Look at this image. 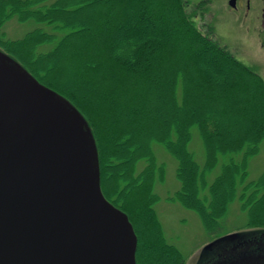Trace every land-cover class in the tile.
Returning a JSON list of instances; mask_svg holds the SVG:
<instances>
[{"label": "trees", "instance_id": "obj_1", "mask_svg": "<svg viewBox=\"0 0 264 264\" xmlns=\"http://www.w3.org/2000/svg\"><path fill=\"white\" fill-rule=\"evenodd\" d=\"M13 18L50 31L6 39L2 29ZM0 48L89 123L102 193L133 226L137 264L186 261L165 239L154 208L155 185L165 177L156 143L177 164L179 188L166 200L196 214L208 237L226 233L234 203L246 215L243 228H264V172L248 180L249 160L264 142L263 81L202 35L181 0H0ZM203 57L209 60L198 65ZM193 128L203 166L188 148ZM221 156L230 162L209 181Z\"/></svg>", "mask_w": 264, "mask_h": 264}, {"label": "water", "instance_id": "obj_2", "mask_svg": "<svg viewBox=\"0 0 264 264\" xmlns=\"http://www.w3.org/2000/svg\"><path fill=\"white\" fill-rule=\"evenodd\" d=\"M100 181L85 117L0 49V264H137L133 226ZM217 257L264 264V234Z\"/></svg>", "mask_w": 264, "mask_h": 264}, {"label": "rangeland", "instance_id": "obj_3", "mask_svg": "<svg viewBox=\"0 0 264 264\" xmlns=\"http://www.w3.org/2000/svg\"><path fill=\"white\" fill-rule=\"evenodd\" d=\"M181 1L186 16L192 21L194 27L202 35L258 75L263 81L264 90V46L261 45L259 37L261 35L264 39V27L262 26L264 21L262 13L263 0H252L249 3L250 9H247V0L236 1L239 2L236 8V3L234 7L229 6L230 0ZM113 14V12L105 13L101 23L109 20ZM38 29L50 31V28L46 25L37 24L34 21L19 23L13 18L4 25L2 33L6 39L16 40ZM0 49L3 50L2 48ZM73 57L78 58L79 55L73 53ZM207 60H209V57L201 58L198 61V65L203 64ZM176 64L180 63L177 62ZM74 66V75L77 79H80L78 68L76 65ZM217 69L221 75L226 72L224 66H218ZM179 92L180 90L177 88V93L179 94ZM189 94L192 96H195V94L196 96L199 95L195 90L192 94ZM130 140L132 138L128 139V142ZM188 148L193 154L195 161L200 166H203L205 160L204 148L196 128L192 129V139ZM152 149L158 163L165 166L164 181L155 185V194L160 197V202L154 208L165 239L182 252L186 258L184 264H209L213 259H217L219 253L224 249H229V245L231 247L233 244L244 241H251L252 243L262 241L264 228L258 226L243 228L246 222V215L240 211L237 203L230 207L226 218V227L222 230V232L226 230L224 234L226 236L220 234L213 236V238L208 237L196 214L166 200L169 195L179 188L175 178L177 164L160 144H153ZM230 158L219 157L217 167L210 174L209 181H213L220 174L222 166L230 162ZM248 171L249 181L256 180L264 172V142L260 145L259 154L249 160ZM228 235L234 236L230 239Z\"/></svg>", "mask_w": 264, "mask_h": 264}, {"label": "flooded vegetation", "instance_id": "obj_4", "mask_svg": "<svg viewBox=\"0 0 264 264\" xmlns=\"http://www.w3.org/2000/svg\"><path fill=\"white\" fill-rule=\"evenodd\" d=\"M237 1H238V0H237ZM251 1H252V0H247V2H246V3H247V9H250L249 3H251ZM254 1H262V0H254ZM263 3H264V0H263ZM238 4H239V2H236V6H235V8L238 7ZM235 8H234V9H235ZM262 8H263L262 13H263V15H264V5H263ZM256 9H257V8H256ZM256 11H257V10H256ZM262 26L264 27V21H263V25H262ZM259 37H260V39H261V45L264 46V39L262 38L261 35H260Z\"/></svg>", "mask_w": 264, "mask_h": 264}]
</instances>
